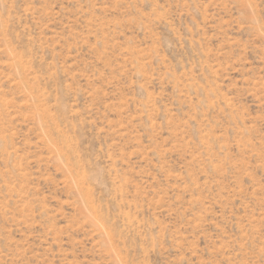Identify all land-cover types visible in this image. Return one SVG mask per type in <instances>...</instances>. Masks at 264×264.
Wrapping results in <instances>:
<instances>
[{
  "label": "rangeland",
  "instance_id": "374dc122",
  "mask_svg": "<svg viewBox=\"0 0 264 264\" xmlns=\"http://www.w3.org/2000/svg\"><path fill=\"white\" fill-rule=\"evenodd\" d=\"M0 264H264V0H0Z\"/></svg>",
  "mask_w": 264,
  "mask_h": 264
}]
</instances>
